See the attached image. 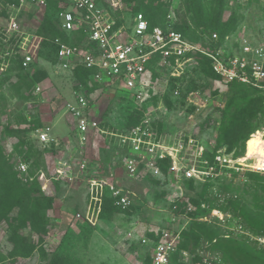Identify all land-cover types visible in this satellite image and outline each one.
<instances>
[{
	"label": "rangeland",
	"instance_id": "1",
	"mask_svg": "<svg viewBox=\"0 0 264 264\" xmlns=\"http://www.w3.org/2000/svg\"><path fill=\"white\" fill-rule=\"evenodd\" d=\"M163 1L168 9L167 24L190 21V12L182 0ZM226 2L224 19L232 13L239 16L235 33L264 38L261 0ZM214 4L215 0L205 1L208 10ZM0 8L3 9L2 4ZM30 8L22 18L23 30L32 36L37 52L35 65L45 69L48 77L37 85L39 91L34 89L30 94L24 88L18 90L15 68L0 72V144L8 156H15L13 160L18 165L27 162L14 151V145L25 138L34 147L32 165L45 174L46 181L41 186L49 198L46 202L49 206L41 218L27 223L20 231L29 235V242L35 247L31 255L12 257L10 227L6 222L0 224V259L6 258L4 264H50L55 256H64L72 264H152L154 242L168 230L174 236L179 235L170 264H208L210 261L226 264L221 253L210 251L209 242H197L185 232L195 219L208 223L219 220L216 214L223 215L231 227L236 226L232 203L264 214V183L252 180V172L239 168L235 162L246 156L249 158L245 162H248L257 156L248 155L249 145L254 144L249 140L258 139L264 145V94L242 86L233 92L230 85L203 74L198 65L187 68L179 82L172 81L166 73H159L150 85V97L141 121L150 117V121L155 122L157 138L178 148L183 163L191 164L196 158L193 152L196 144H202L209 161L222 149L233 160L232 167L201 182L187 178L183 171L173 170L167 159L157 164L159 172L156 174L141 163L138 173L130 176L123 163L125 150L121 138L114 134L124 133L119 129L127 110L135 105L140 109L143 103L135 102L127 90L114 84H102L87 92L72 71L62 68L48 53L49 48L40 43L37 35L44 10ZM129 9L130 5L123 7L126 16L130 14ZM4 23L2 16L0 26ZM88 85L93 86V83ZM177 88L182 91L181 97L174 93ZM77 91L86 95L90 116L107 131L95 130L84 144L77 137L76 120L67 104L76 100ZM167 98L178 107H168ZM216 102L225 105L220 107ZM226 109L234 116L222 131L220 120ZM23 118L40 119L43 124L40 128L51 127L54 142L47 145L40 142L37 128L31 129ZM11 128L28 131L22 137L10 131ZM62 167L69 171L59 174L57 170ZM111 172L114 175L109 179L124 189L130 203L122 207L110 202L102 213L104 199L101 205L91 202L89 181L106 178ZM107 194L105 191L104 198ZM233 231L257 243L249 235ZM246 231L257 235L250 229ZM143 238L150 239V244L143 243ZM181 242L186 244L183 249L179 247Z\"/></svg>",
	"mask_w": 264,
	"mask_h": 264
},
{
	"label": "built area",
	"instance_id": "2",
	"mask_svg": "<svg viewBox=\"0 0 264 264\" xmlns=\"http://www.w3.org/2000/svg\"><path fill=\"white\" fill-rule=\"evenodd\" d=\"M64 7L58 11L60 27L69 36L74 31L83 33L81 44L63 42L59 37H48L46 40L59 45L58 62L62 68L73 70L83 66L92 71L91 80L104 85L114 84L127 90L137 103H144L150 97V85L159 73H166L169 78L182 76L186 69L198 65V59H209L212 71L218 79L229 85L240 82L264 94V38H255L248 34L232 32L221 43H217L218 33L203 34L202 41H194L181 31L171 27H150L148 19L142 12H130L126 16L121 0H58ZM264 3V0H261ZM49 0H19L18 3H4L8 17L0 26V72L8 71L14 62H20L23 68L29 69L35 64L37 52L30 33L23 30L22 18L30 7L46 10ZM40 43L45 39L38 33ZM39 91L40 87L37 86ZM79 92V93H78ZM177 97L181 90L174 91ZM190 99V98H189ZM190 101L195 103L191 98ZM68 110L76 120V133L80 143L88 141L90 133L98 130L107 132L100 127L99 122L89 114V102L84 93L77 91L76 100L68 102ZM198 104V103H196ZM220 107L224 103L216 102ZM51 127L37 128L36 134L45 145L54 142L50 134ZM122 141L125 150L124 167L130 176L138 173L141 163L153 173H158L159 162L169 159L173 170L183 171L187 178L206 182L211 177L219 175L224 168L232 167V159L219 149L209 161L202 144H196V158L191 164H185L178 155V148L164 144L157 138L150 117L132 126L127 132L114 134ZM262 137L264 138V131ZM194 141V139H191ZM264 149V148H263ZM235 160L239 168L264 174V150L259 156L248 162ZM85 163L82 165L84 168ZM18 169L28 174L29 166L25 162ZM68 169L62 167L57 172L66 174ZM69 171V170H68ZM94 178L90 183V200L101 205L104 192L119 206L128 205L129 199L124 189L111 182L109 178ZM37 179L41 184L46 181L42 170L35 175H26L25 180ZM219 220L214 224L245 233L261 246H264V234L253 235L242 225L231 227L223 215L216 214ZM179 235L174 236L164 230L160 238L154 242L152 264H170L172 252L177 247ZM142 242L150 244V239ZM208 264H212L210 261Z\"/></svg>",
	"mask_w": 264,
	"mask_h": 264
},
{
	"label": "trees",
	"instance_id": "3",
	"mask_svg": "<svg viewBox=\"0 0 264 264\" xmlns=\"http://www.w3.org/2000/svg\"><path fill=\"white\" fill-rule=\"evenodd\" d=\"M121 1L126 5H130V12H142L148 19L151 28L155 26L171 27L174 30L181 31L194 41H202L203 34L211 35L212 32H216L219 36L217 40L219 44L227 35L236 30L239 23V16L236 13H232L228 18L224 19L226 0H215L214 7L211 10L207 9L206 0H182L186 9L190 12V21L181 20L172 25L166 23L168 9L163 0H133L134 4H130L132 0ZM18 2L19 0H4L5 4ZM63 8L58 0H49L38 30V33L45 37L42 44L49 48L48 53L57 61L59 45L46 40V38L59 37L63 42H72L74 44H81L83 40L82 31H74L72 36H69L61 29L57 13ZM2 16L8 17L7 10L0 11V17ZM198 67L207 77L218 79L211 69L209 59L200 57L198 59ZM10 68H15L16 70L18 90L24 88L30 94L39 83H42L48 77V72L35 64L26 69L21 66L20 62H14ZM72 74L80 85L86 87L87 92H92L101 85L91 80L92 71L83 66L75 67L72 70ZM184 76L185 74L180 77H171L170 79L174 82H179ZM89 82L93 83V86H89ZM229 85L233 88V92L235 88L242 86L252 92L261 93L240 82H232ZM146 102L141 105L140 109L135 105V107H130L127 110L125 121L120 125L119 130L121 132H127L132 126L140 123L143 119V110L146 108ZM166 104L168 107H178L177 103L173 105L169 98H167ZM233 116L230 113V109L224 110L223 117L220 120V130L223 131L225 129L232 121ZM23 119L24 123L29 124L31 129L40 128L43 125L40 119L32 121H28L26 118ZM154 123L153 121L152 124L155 125ZM10 131L20 133L23 137L28 130L11 128ZM24 139L21 138L14 145V151L26 160L29 166L28 174H24L18 169V163L13 160L15 156H8L0 144V224L6 222L10 227L9 240L13 244L10 252L12 257H25L33 253L35 247L29 242V235L20 231L27 223H35L44 215V210L48 205L46 202L49 201V198L43 193L41 183L36 178L32 181L25 180L26 175H35L38 167L35 168L34 164L32 165V158L36 150ZM249 141H252L254 145H263V142L258 139ZM259 174L261 173L252 172L250 177L254 181L264 183V176ZM110 202H113V199L107 194L104 198L105 207L102 213L107 210ZM232 205L236 210V217L234 218L237 219V225H242L245 230L250 229L257 235L264 234L263 213H257L252 208L240 203H232ZM185 234L188 238L195 239L197 242L203 240L209 242L210 251L221 253L226 264H264V246H257L258 244L251 242L249 238H241V235L235 234L233 230L213 222L208 223L195 219L191 222ZM185 245V242H181L179 245L180 249H183ZM5 259H0V264H4ZM50 264H72V262L67 257L55 256Z\"/></svg>",
	"mask_w": 264,
	"mask_h": 264
},
{
	"label": "bare ground",
	"instance_id": "4",
	"mask_svg": "<svg viewBox=\"0 0 264 264\" xmlns=\"http://www.w3.org/2000/svg\"><path fill=\"white\" fill-rule=\"evenodd\" d=\"M264 148V145H254V144H251L249 145L248 147V155L249 156H252V155H256L259 156V154L263 153V149ZM249 157L246 156V157H242L241 161H247Z\"/></svg>",
	"mask_w": 264,
	"mask_h": 264
}]
</instances>
